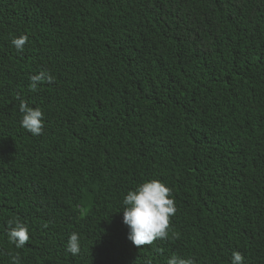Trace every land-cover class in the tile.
I'll list each match as a JSON object with an SVG mask.
<instances>
[{"label":"trees","instance_id":"16d2710c","mask_svg":"<svg viewBox=\"0 0 264 264\" xmlns=\"http://www.w3.org/2000/svg\"><path fill=\"white\" fill-rule=\"evenodd\" d=\"M41 73L53 82L30 91ZM21 101L43 112L42 135L21 126ZM152 179L177 213L167 239L137 248L123 200ZM234 252L264 264V0H0V264Z\"/></svg>","mask_w":264,"mask_h":264},{"label":"clouds","instance_id":"9594fccd","mask_svg":"<svg viewBox=\"0 0 264 264\" xmlns=\"http://www.w3.org/2000/svg\"><path fill=\"white\" fill-rule=\"evenodd\" d=\"M28 40L27 36H21L12 40V46L18 52H22ZM46 77L49 83L53 82L50 74L41 73L39 76L31 78L29 90L35 92L37 84ZM19 99V97H17ZM22 114L21 126L33 136L43 134V112L39 108H30L21 101L19 106ZM172 197V190L162 181L152 179L142 183L136 190L129 191L123 200V224L129 229L128 239L137 248L150 247L157 240H165L169 236L171 228V219L177 213L175 200ZM8 233L9 242L14 244L17 249H22L30 241L29 230L27 226L17 220H9ZM48 227L47 224L44 225ZM179 239V234H175ZM66 251L72 255H78L79 237L78 234H71ZM11 264H19V257L14 256ZM169 264H193L191 260H184L173 257ZM232 264H243L241 253L234 252Z\"/></svg>","mask_w":264,"mask_h":264}]
</instances>
